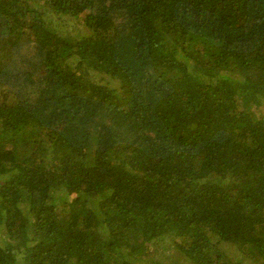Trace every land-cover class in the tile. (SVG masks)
I'll return each mask as SVG.
<instances>
[{
    "label": "trees",
    "instance_id": "16d2710c",
    "mask_svg": "<svg viewBox=\"0 0 264 264\" xmlns=\"http://www.w3.org/2000/svg\"><path fill=\"white\" fill-rule=\"evenodd\" d=\"M38 1L0 0V264H264V0Z\"/></svg>",
    "mask_w": 264,
    "mask_h": 264
},
{
    "label": "rangeland",
    "instance_id": "374dc122",
    "mask_svg": "<svg viewBox=\"0 0 264 264\" xmlns=\"http://www.w3.org/2000/svg\"><path fill=\"white\" fill-rule=\"evenodd\" d=\"M34 3V6H36L38 12L41 14L43 13V20L48 21L49 23L56 22V16L52 12H48L44 9L42 6V3L38 0H31ZM58 32L61 36H66L69 38H75L77 36L84 35L86 33V29L81 23H79L75 19H66L65 21L60 22L58 27ZM91 74V73H89ZM53 195V194H52ZM59 196V195H58ZM61 197V196H60ZM171 243L168 241H164L163 243L159 244L158 251L161 253H169L171 252ZM232 253L231 255L235 260H239L241 258L240 253ZM21 254L18 252L16 253V259L18 260L19 264H23L21 261ZM143 263V262H142ZM142 263H136V264H142Z\"/></svg>",
    "mask_w": 264,
    "mask_h": 264
}]
</instances>
